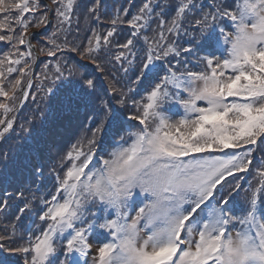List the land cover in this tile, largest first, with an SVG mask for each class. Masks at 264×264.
Masks as SVG:
<instances>
[{
	"label": "snow or ice",
	"instance_id": "1",
	"mask_svg": "<svg viewBox=\"0 0 264 264\" xmlns=\"http://www.w3.org/2000/svg\"><path fill=\"white\" fill-rule=\"evenodd\" d=\"M0 264H264V0H0Z\"/></svg>",
	"mask_w": 264,
	"mask_h": 264
},
{
	"label": "trees",
	"instance_id": "2",
	"mask_svg": "<svg viewBox=\"0 0 264 264\" xmlns=\"http://www.w3.org/2000/svg\"><path fill=\"white\" fill-rule=\"evenodd\" d=\"M112 0H109V3L111 4ZM38 70V69H37ZM26 111V110H25Z\"/></svg>",
	"mask_w": 264,
	"mask_h": 264
}]
</instances>
